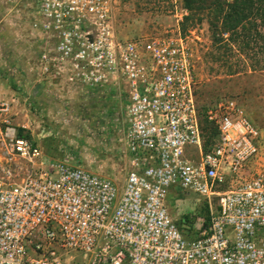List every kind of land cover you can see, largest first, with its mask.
<instances>
[{
  "label": "built area",
  "instance_id": "obj_1",
  "mask_svg": "<svg viewBox=\"0 0 264 264\" xmlns=\"http://www.w3.org/2000/svg\"><path fill=\"white\" fill-rule=\"evenodd\" d=\"M30 1L41 79L125 89L130 168L119 185L48 160L0 101V264H264L261 131L229 98L204 113L217 130L205 149L182 35L120 39L111 0ZM174 189L209 208L188 233L168 206Z\"/></svg>",
  "mask_w": 264,
  "mask_h": 264
},
{
  "label": "rangeland",
  "instance_id": "obj_2",
  "mask_svg": "<svg viewBox=\"0 0 264 264\" xmlns=\"http://www.w3.org/2000/svg\"><path fill=\"white\" fill-rule=\"evenodd\" d=\"M111 2L112 25L120 39L182 35L193 54L199 106L201 109H209L229 98L237 100L245 114L261 131L264 166V37L258 38L257 42H250L249 47L240 43L218 44L214 41L207 21L185 31L182 29L186 15L183 0H111ZM6 5H13V8L7 11ZM23 5L25 0H0L2 35L4 30H7L8 19L19 20V17H23L26 13ZM0 57L2 58L0 81L8 84L13 81L12 78L15 80V75L5 70L6 54H0ZM17 92L29 94L22 89ZM0 101L13 103L14 126L20 135L26 137L35 146L43 148L47 153V149L42 144V135L48 132L51 135L50 139L57 141V146H60L59 151L57 153L54 151L52 147L54 144L48 145L50 150L48 156L64 158L66 154L72 155L77 165L123 185L125 179L123 163L117 159L113 151L102 152L96 145L98 136L105 137V134L101 133L102 130L94 129L98 127L97 125L90 121L52 122L42 111V105L29 107L22 102L16 104L12 100ZM77 112L78 109L68 110L70 114ZM88 112L86 109H81V113ZM206 128L210 129L209 126ZM5 157L0 143V164L4 162ZM23 167L28 169L26 164ZM168 206L172 216L177 221L184 222L182 230L185 233L191 229L190 219L195 218L198 213L207 214L205 199L193 193H185L181 189L172 191L168 198Z\"/></svg>",
  "mask_w": 264,
  "mask_h": 264
},
{
  "label": "crops",
  "instance_id": "obj_3",
  "mask_svg": "<svg viewBox=\"0 0 264 264\" xmlns=\"http://www.w3.org/2000/svg\"><path fill=\"white\" fill-rule=\"evenodd\" d=\"M12 6L6 5L5 9L9 11L13 8ZM23 9L26 10L23 17H19V20L8 19L7 30H4L3 35L0 30V54L5 53L7 58L4 65L5 70L15 75V80L12 78L13 81L8 84L0 81V100H12L16 104L22 102L29 107L42 105V111L52 122L90 121L97 125L98 127H94V129L102 130L101 133L105 134V137L98 136L99 140L96 145L102 152L113 151L117 159L123 163L126 179L127 171L130 168V154L126 137L128 97L125 89L122 86L100 88L70 86L58 81L41 79L35 66L41 52V44L32 37V3L30 0H25ZM1 59L0 57V61ZM19 89L25 90L26 93L28 91L32 95L26 94L29 96L27 98L25 94L17 92ZM72 109H78L79 112L68 113V110ZM81 109H86L89 112L81 113ZM49 136H51L49 132L42 135L43 147L47 149L48 153L50 152L48 145L54 144L52 147L57 153L60 146H57V141H53L54 139H50ZM43 153L48 160L67 159L72 166L82 167L75 163L72 155L66 154L64 158H58L48 156L45 151Z\"/></svg>",
  "mask_w": 264,
  "mask_h": 264
},
{
  "label": "trees",
  "instance_id": "obj_4",
  "mask_svg": "<svg viewBox=\"0 0 264 264\" xmlns=\"http://www.w3.org/2000/svg\"><path fill=\"white\" fill-rule=\"evenodd\" d=\"M183 3L186 15L182 29L185 31L207 21L214 41L218 44L240 43L249 47L250 42H257L258 38L264 37V0H183ZM200 110L205 131V149L208 150L217 136V130L205 118L207 109L200 107ZM208 212L207 205V214L198 215L209 219Z\"/></svg>",
  "mask_w": 264,
  "mask_h": 264
}]
</instances>
